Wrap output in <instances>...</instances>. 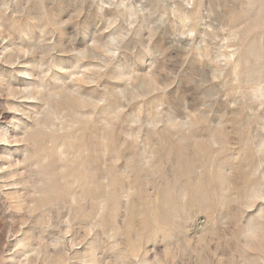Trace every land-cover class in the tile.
<instances>
[{
    "label": "rangeland",
    "instance_id": "374dc122",
    "mask_svg": "<svg viewBox=\"0 0 264 264\" xmlns=\"http://www.w3.org/2000/svg\"><path fill=\"white\" fill-rule=\"evenodd\" d=\"M0 264H264V0H0Z\"/></svg>",
    "mask_w": 264,
    "mask_h": 264
}]
</instances>
